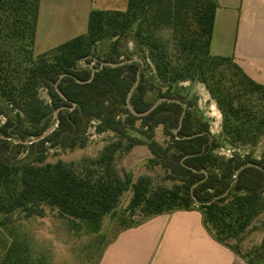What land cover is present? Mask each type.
Wrapping results in <instances>:
<instances>
[{
	"label": "trees",
	"instance_id": "16d2710c",
	"mask_svg": "<svg viewBox=\"0 0 264 264\" xmlns=\"http://www.w3.org/2000/svg\"><path fill=\"white\" fill-rule=\"evenodd\" d=\"M40 3L0 0V96L10 108L0 109L5 118L0 122V264H31L26 245L7 234L16 214L42 217L48 206L98 230L107 215L118 217L128 191L132 196L126 210L143 221L126 228L161 214L198 209L209 233L228 246L264 213V158L238 151L221 156L216 152L220 141L208 124L194 116L183 94L171 90L180 82L200 81L223 111V136L245 145H256L264 136V85L233 56L211 51L215 0H128L125 10H93L85 34L36 55ZM129 39L143 51L142 61L124 54ZM108 40L112 43L102 48L101 62L92 68L95 46ZM148 63L154 68L152 78L146 74ZM41 89L48 99L41 97ZM129 95L139 113L163 97L181 103L164 101L137 116L127 106ZM93 121L98 133L113 132L119 141L107 144L82 169L61 160L46 162L50 147H83ZM137 121L142 138L130 133ZM159 126L170 137L166 145L154 137ZM124 139L126 150L147 145L150 162L179 183L153 188L147 176L137 181L130 174L122 177L114 160ZM256 254L264 258V242Z\"/></svg>",
	"mask_w": 264,
	"mask_h": 264
},
{
	"label": "rangeland",
	"instance_id": "374dc122",
	"mask_svg": "<svg viewBox=\"0 0 264 264\" xmlns=\"http://www.w3.org/2000/svg\"><path fill=\"white\" fill-rule=\"evenodd\" d=\"M44 24L45 22H43L41 29L42 33L39 34L40 40L34 47L36 55L63 43L50 33L48 35ZM111 43L112 40H108L95 46L90 56V66L92 68L95 64L101 62L102 48L109 46ZM122 50L126 56L131 55L136 60H143V51L137 48L130 39L127 41V46H124ZM86 65L87 62L83 61V66ZM154 73V68L148 63L146 74L149 78H152ZM166 89L167 85L164 87V90ZM171 90L183 94L194 116L201 118L208 124L212 137L220 141L221 147L216 149V152L221 156L229 158L234 151H238L243 155L250 154L256 159L264 158V136L256 145L232 143L223 136V111L204 83L197 80L184 81L171 86ZM40 95L45 100L48 99V94L44 89L40 90ZM154 96L153 93L149 94L151 99ZM0 109H10L1 96ZM124 117L125 115H122V118ZM4 120L5 118L0 115V122ZM96 125L97 121H93L89 125L86 132L87 141L83 147H50L46 153V162L54 163L61 160L82 169L85 165L90 164V160L98 158L107 144L119 141V136L113 132L98 133ZM140 127L141 122L137 121L130 133L133 136L142 138L143 135L139 131ZM154 137L162 145H166L170 140V137L165 134L163 126L156 128ZM127 145L128 140L124 139L123 147L117 152L114 160V167L122 177L125 174H130L133 180L137 181L139 177L147 176L150 178L153 188L159 186L171 188L179 183V181L169 178V172L163 166L150 162L153 155L147 145L138 144L134 145L131 150H126ZM26 153L27 151H25ZM131 196V191L124 194L117 209L118 217L114 218L107 215L98 230H94L85 221L62 217L56 208L47 206L45 215L42 217H24L16 214L13 224L6 233L11 234L12 239L14 237L19 238L26 245L31 264H99L105 246L115 239L121 231L127 229L126 225H135L143 221L142 216L138 214L130 217L129 211L126 210ZM124 221L126 224H124ZM263 242L264 213L255 218L243 233L228 240L226 244L239 251L241 256L253 260L254 263L264 264V258L259 259L256 254Z\"/></svg>",
	"mask_w": 264,
	"mask_h": 264
},
{
	"label": "crops",
	"instance_id": "0c3cea01",
	"mask_svg": "<svg viewBox=\"0 0 264 264\" xmlns=\"http://www.w3.org/2000/svg\"><path fill=\"white\" fill-rule=\"evenodd\" d=\"M211 51L233 56L264 85V0H215ZM128 0H41L35 46L45 31L70 40L85 34L93 10H125ZM51 32H50V31ZM50 50V49H49ZM46 52V51H45ZM99 264H249L216 240L198 209L151 217L121 231L104 248Z\"/></svg>",
	"mask_w": 264,
	"mask_h": 264
},
{
	"label": "water",
	"instance_id": "95a60500",
	"mask_svg": "<svg viewBox=\"0 0 264 264\" xmlns=\"http://www.w3.org/2000/svg\"><path fill=\"white\" fill-rule=\"evenodd\" d=\"M117 65H119V64H117ZM94 72H95V70L93 69L92 77H94ZM89 81H90V80H88V81H86V82H89ZM79 82H85V81H80V80H79ZM58 91H59V89H58ZM59 93H60L62 96H64L63 93H62L61 91H59ZM130 96H131V95H129V97H128V105H127V106H128V108H129V109H130L135 115H137V116H144V115L149 114V113L152 112L155 108H157L158 105H160V104H161L162 102H164V101L181 103V101H180L179 99H172V98H166V97H163V98L158 99V100L153 104V106H152L149 110H147V111H145V112H142V113H139V112H136L135 109H134V107L130 104ZM184 115H185V111L183 112V114H182V116H181L180 127H181V125H182V123H183ZM55 117H56L57 119L59 118V110L56 111V113H55ZM56 126H57V122L55 123L54 126H52L49 130H47L42 136H40L39 139H42V138L46 137L47 135H49V134L53 131V129H54ZM175 133L177 134V133H178V130H176ZM249 165H250V166H256L257 168H261L260 165H258V164L250 163ZM244 167H245V166H243L240 170H238L236 177H238L240 171H241L242 169H244Z\"/></svg>",
	"mask_w": 264,
	"mask_h": 264
}]
</instances>
